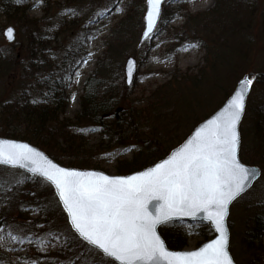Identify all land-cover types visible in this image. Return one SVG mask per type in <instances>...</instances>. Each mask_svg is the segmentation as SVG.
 Segmentation results:
<instances>
[{"label":"rangeland","instance_id":"obj_1","mask_svg":"<svg viewBox=\"0 0 264 264\" xmlns=\"http://www.w3.org/2000/svg\"><path fill=\"white\" fill-rule=\"evenodd\" d=\"M51 1L53 4L51 2L50 6L60 4L74 8L78 13L79 18L75 20L74 30L70 34L79 31L84 20L91 21L92 26L99 29L96 35L88 38L87 55L71 77L66 90L69 101L61 118L71 119L80 110L79 100L84 81L94 74L98 60L105 56V42L111 41L120 21L125 31L121 35L118 52L111 54L112 65L107 71L125 86L121 87L125 100L120 105L129 106L130 99L140 98V103L134 107L138 109L147 105L150 100L157 101L149 108V111H154L152 117L147 124L140 122L138 130L124 125L120 137L113 136L111 140L105 138L103 141L98 130L90 134L84 142L83 160L92 168L112 175L119 174L116 171L117 162L131 160L134 153L139 148L143 149L150 140L153 143L151 152L158 155L169 143H175L171 149L174 148L199 122L224 103L244 74H248L252 80L240 125V129L242 127L248 131L245 135V144H248L253 113L247 110L259 106L264 109V82L255 78L256 73L264 71V43L260 30L264 0H244L246 3L240 8V16L245 22L242 27L227 32L187 27V14H199L214 4V0H187L184 9L174 18H167L165 21L161 18L153 37L139 48L137 43L143 28L144 0H82L70 5L66 0ZM29 5V18L43 17L40 3L29 0ZM96 14L99 16L94 19ZM7 26L15 28L16 37L12 43H8L3 37V29ZM173 32H186L188 36L175 43L167 37ZM192 32L195 34L193 37L201 39L204 45H197L191 40ZM25 35L24 28L7 22L0 11V48L16 60L0 74V103L14 100L26 82L20 71V63L26 62ZM219 53L223 54L215 63L214 55ZM128 57L137 61V71L131 86L124 83L123 69ZM212 62L218 68V78L212 69ZM77 72L80 73L79 76ZM193 76L200 79L196 85L191 81ZM153 92H156L154 96ZM165 92H169L167 97ZM3 127L0 124V133L4 130ZM21 131L22 128H19L16 133L21 134ZM157 142L162 144L156 145ZM49 151L52 152V149ZM159 159H153L148 165ZM72 160L61 154L56 162L66 166ZM256 165L261 169L260 177L249 191L232 203L227 218L230 231L229 251L236 264H242L247 258L241 239L252 226V217L258 210L255 203L264 197V157ZM36 178L19 169L0 166V194L4 191L3 196H0V264H116L98 251L78 242L52 187L45 180ZM205 226V223L185 224L189 238L183 249H193L204 242L202 233ZM199 242L201 243L198 244ZM261 242L264 245V234ZM79 252H84L85 257L76 261L75 257Z\"/></svg>","mask_w":264,"mask_h":264},{"label":"trees","instance_id":"obj_2","mask_svg":"<svg viewBox=\"0 0 264 264\" xmlns=\"http://www.w3.org/2000/svg\"><path fill=\"white\" fill-rule=\"evenodd\" d=\"M34 1L42 5L43 17L40 19H31L27 15L30 7L29 0H23L19 4L15 0H0V11L5 20L24 28L26 33V62L20 63L21 75L26 82L14 100L0 103V124L4 126L0 136L30 142L46 151L55 161L61 154L67 155L73 159L66 164L68 167L92 168L93 166L84 162V142L90 134L98 130L101 141H103L105 138L111 140L113 136L120 137L124 125L138 130L137 125L139 126L140 122L147 124L152 117L154 111H149V108L157 101L148 100L147 105L138 109L134 107L140 103V98L130 99L129 106L120 105L122 100H125L121 87L125 88V86L120 84L113 75L107 73L112 65L111 54L118 52L121 35L125 31L120 21L116 25L115 33L113 30L111 32V34L114 33L111 39L113 42H105V56L98 60L94 74L84 81L79 100L80 110L71 119L61 118L69 101V93L66 90L70 85L71 77L87 55L88 38L96 35L99 29L93 27L91 21L84 20L81 29L70 34L74 30L72 28L75 26V20L79 18L74 8L60 4L50 6L51 0ZM80 1L82 0H66V3L68 5L78 4ZM169 1L163 7L161 17L163 21L167 18H174L184 9L187 2V0ZM244 3H246L244 0H214L210 9L199 14H187L185 16L186 26L211 32L234 31L237 27H242L245 22L240 16L242 13L240 8ZM98 16L96 14L94 19ZM260 30L264 43V8L261 11ZM186 35V32L180 34L173 32L167 37L177 43ZM194 35L192 32L191 40L197 45H202L204 42L197 37L194 38ZM222 54L214 55L215 63L221 59ZM225 55L224 51L223 58ZM15 61L0 48V74ZM213 62L211 66L218 78V68L216 69ZM255 78L264 82V71L256 73ZM191 81L196 85L200 79L193 76ZM165 93L167 97L169 92ZM155 94L156 92L152 93L153 96ZM247 111L253 113L252 123L249 126L251 136L248 144H245L247 143L245 135L248 131L241 127L240 158L248 164L256 165L261 163L264 157V109L259 106L249 108ZM146 117H148L147 121ZM11 126L13 128H10ZM19 128H22L21 134L16 133ZM157 144L162 143L157 142ZM174 144L169 143L163 150H160L162 153L158 155V153L151 152L153 143L150 140L143 149L139 148L134 153L131 160L118 161L116 171L119 174H127L144 167L153 159L166 155ZM48 149H52V152ZM255 207L258 210L252 217V226L241 239L243 251L247 254L242 264H264V245L261 242L264 234V197L255 203ZM185 224L180 221H170L159 227V233L168 248L175 250L185 248L189 238ZM72 234L75 236L74 233ZM202 234V241L212 236L213 233L207 224ZM76 239L87 246L78 238ZM84 257L85 253L79 252L75 260L81 261L80 259Z\"/></svg>","mask_w":264,"mask_h":264},{"label":"snow or ice","instance_id":"obj_3","mask_svg":"<svg viewBox=\"0 0 264 264\" xmlns=\"http://www.w3.org/2000/svg\"><path fill=\"white\" fill-rule=\"evenodd\" d=\"M147 2L146 37L161 14L163 0ZM251 84L250 79L241 80L240 90L220 117L210 121L171 159L138 176L109 178L78 173L43 161L26 145L3 143L0 165H31L32 172L51 181L75 231L120 264H160L162 257L168 264H233L226 251L224 219L228 205L246 190L250 175L236 159V124L244 110V93ZM154 201L163 204L151 214L149 208ZM198 212L205 213L219 237L196 252H167L156 234L157 225L175 215L195 216Z\"/></svg>","mask_w":264,"mask_h":264},{"label":"water","instance_id":"obj_4","mask_svg":"<svg viewBox=\"0 0 264 264\" xmlns=\"http://www.w3.org/2000/svg\"><path fill=\"white\" fill-rule=\"evenodd\" d=\"M166 1L167 0H163V2L161 4V14H162V10H163V5H164V3ZM144 4H145V10H144V13H143V28H142V31L140 33L139 40H138V43H137V47L138 48L146 40L151 39L153 37V34L155 33L157 25H158V23L160 21V18H161V14H160L157 17L156 24H155V26L153 28V31L151 33H149V35L146 37L144 35V33L147 31V19L146 18H147L148 11L150 10V6H149L147 0H144ZM8 29H12V32L9 33ZM3 37L8 43H12L15 40V37H16L15 36V28L12 27V26H7L6 28H4L3 29ZM130 64H131V72H129V65ZM123 70H124V82H125V85L126 86H130L132 84L133 80H134V76H135L136 71H137V61L134 58H132V57H128L126 59V61H125V65H124V69ZM245 78L250 79L248 74L242 75L238 79V81L236 82V85H235L232 93L228 96V98L224 101V103L218 109H216L213 113H211L206 118H204L201 122H199L193 128V130L190 132V134L180 144H178L177 146L172 148L167 155H165L163 158L157 160L156 162H154L151 165H148L146 167H143L141 169H138L136 171H133V172H130V173H127V174H115V175H112V174L106 173V172H104L102 170H99V169H92V168L80 169V168H75V167H66V166H63V165L59 164L58 162H56L54 159L49 157L43 150L39 149L35 145L30 144L27 141H22V140H19V139L0 137V143H3L5 145H8V144L26 145L34 153L39 154V157L42 158L43 161H45V162H47L49 164L55 165L58 168H63V169L70 170V171H75V172H78V173H95V174H98V175L107 176L109 178H128V177H132V176H138V175H141L142 173H145V172L149 171L150 169L154 168L157 164H161L164 161L171 159L174 154L178 153L181 149H183L185 147V145L189 144V142H191L196 137V134L198 132H201L202 129H205L209 125L210 121H214L218 117H220L224 113V111L227 108V106H228L229 102L231 101L232 97L236 94L237 91L240 90V81L244 80ZM251 87H252V84L249 87L248 91L246 93H244V110L241 112L240 118H239V120L237 121V124H236V132H237V137H238V143H237V149H236V159H237V162L239 164H241L244 168L248 169L250 175H249L248 180L246 181V185H247L246 190L228 205L227 212H226L225 219H224L225 233H226L227 238H228V244H227V247H226V251H227L228 255L230 256L233 264H236V263L233 260L231 254H230V251H229L230 231H229V227H228V223H227V218H228V215H229V209H230V206L232 205V203L235 200H237L239 197H241L242 195H244L247 191H249L251 189V187L256 182V180H258V178L260 177V174H261L260 167H258L257 165H251V164L248 165V164L242 162V160L240 158V155H239L240 144H241L240 124L242 122V119H243V116H244V113H245L247 98H248V96L250 94ZM0 166H5V167H9V168H16V169H19V170L25 172L29 176H35V177H38V178H41V179L47 181L52 186V188L54 190V193H55V195H56V197H57V199H58V201L60 203V206L62 207V209L64 210V212L66 214L67 221H68V224H69L71 230L76 234V236L81 241H83L88 246L98 250L103 256H105L101 250L95 248L93 245L89 244L86 240L81 238L80 235L72 227L71 218L69 217L68 212L66 211L63 202L60 200V197H59V194H58V190L56 189L55 185L51 181L47 180L44 176L40 175L39 173L32 172L30 170L31 165H29L28 167H24V168L11 167V166H6V165H0ZM161 204H163V201L151 202V206L149 208V212L151 214H155L158 211L159 206ZM170 221H182V222H189V223H192V222L207 223L209 225V227L211 228L212 232H213V236L210 239H207L206 241L202 242L200 245H198L196 248H193V249H180V250L170 249V248L167 247L164 239L162 238V236L160 235L159 230H158L159 227L161 225L165 224V223L159 224V225H157L156 230H155L156 234L160 238L165 250L167 252H169V253H173V254H187V253L196 252V251H199L200 249H202L205 245L211 243L212 241H214L215 239H217L219 237V233L216 232L215 227L211 224V222L205 218V213H203V212H198V213L195 214V216H191V215H175V216L171 217V219L168 222H170ZM168 222H166V223H168ZM105 257H107V256H105ZM107 258H109L110 260L114 261L116 264H120V262L115 260L114 258H111V257H107ZM160 264H168V260L166 258L162 257L160 259Z\"/></svg>","mask_w":264,"mask_h":264}]
</instances>
